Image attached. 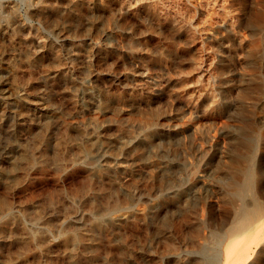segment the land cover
Segmentation results:
<instances>
[{
    "label": "rangeland",
    "instance_id": "obj_1",
    "mask_svg": "<svg viewBox=\"0 0 264 264\" xmlns=\"http://www.w3.org/2000/svg\"><path fill=\"white\" fill-rule=\"evenodd\" d=\"M29 4L30 0H0V6H16L19 16L33 31L31 34L26 29L21 31L20 36L27 38L24 44L0 35V79L10 77L12 72L5 69L4 63L14 61L19 79L30 82L35 92L44 93L51 113L43 114L31 106L23 107L18 113L12 104L0 106V173L11 172L20 164L38 138L46 136L50 140L58 136L60 131L56 130V125L60 124H66L65 134L71 144L91 145L93 151L82 158L78 157L75 146H71L65 159L79 160L73 165L65 162L68 164L65 169L57 171L50 162L54 154L49 149V163L40 171L33 169L19 189L8 191L0 184V203L19 211L23 223L30 226L35 209V212L40 210L49 201L57 202V206H66L69 208L66 211H72L67 212L68 220L74 223L75 226L71 223L73 229L81 228V232L87 230L90 223L91 209L85 201L89 190L99 187L96 191L101 190V194L113 193L116 187L115 198L122 208L112 216L141 211V219L132 224L134 227L106 224L103 232L95 230L100 239L94 263L103 264L102 256H109V264H118L119 256H123V264H179L185 256L186 241L182 233L173 232L176 251L168 248L164 235L167 204L172 203L166 198L167 185L181 181L194 163L201 168H215L216 160L210 158L212 155H201L195 139L208 129L212 115L206 110L217 88H223V95L230 84L253 89L248 95L232 91L229 111L233 116L225 118L217 129L249 138L255 148L247 151L238 147V151L248 157L255 174H264V0L86 1L83 17H87V22L85 18H81V22L87 26L95 22L99 30L84 32L76 28L65 39L31 16ZM256 13L263 16L258 29L253 26ZM37 39L42 48L35 45ZM20 50L31 52V57L39 59L30 71ZM67 81L75 86L63 89ZM203 110L205 123L200 127L198 116ZM45 127L49 128L47 133ZM90 165L109 169L100 177L89 175ZM255 176L253 194L264 208V175ZM180 204L173 202L174 212L183 207L184 203ZM60 211L58 215L63 214ZM222 213L223 210L215 207L206 208L210 227L219 222ZM142 215L146 219L143 220ZM75 218L81 219L75 221ZM191 220L188 227L193 224ZM15 231L0 236L1 261L19 258L32 264V246L20 255L19 251L16 253L18 244L8 243L9 236L20 237ZM55 233L49 235L55 243L52 252L56 250L57 255L52 253L50 260L51 263L54 260L52 264H65L66 259L58 256L61 252L58 253ZM133 256L153 258L151 262L135 257V261Z\"/></svg>",
    "mask_w": 264,
    "mask_h": 264
},
{
    "label": "bare ground",
    "instance_id": "obj_2",
    "mask_svg": "<svg viewBox=\"0 0 264 264\" xmlns=\"http://www.w3.org/2000/svg\"><path fill=\"white\" fill-rule=\"evenodd\" d=\"M86 1L92 2V0H86ZM86 1L30 0L29 14L34 18L43 21L48 28L53 29L56 32V34L58 36H61L63 39L67 38V34L71 33V31H73L76 28L78 29L80 28L84 32L85 31L97 32V30H99L100 27L98 28L95 25V22L89 23L88 26L84 25L85 22H87L86 20L87 17L86 18L83 17L85 16V12H83V9L85 7H83V5L84 3H86ZM128 7L129 5L127 6V8ZM17 10L18 9L16 6H0V35L9 38L12 41L18 40L19 42H23L24 44L27 41V38L26 37L22 38L20 36L21 31L26 29L28 31V34H31L33 31L31 32V29L28 28L24 19H22L19 16L20 13L18 14ZM87 14L90 15L89 13ZM81 18H85L84 24L82 23L83 21L81 22ZM262 21H263V16L261 17L259 13H256L253 17V26L256 29H258L261 26ZM25 34H27V32ZM35 45L38 48L43 47V45L40 44L39 40L38 42H36ZM11 50L13 51V49ZM29 53L30 54H28L24 50H20L22 59L25 58L23 61H25L26 68L27 70L29 69L30 71L31 68H33L35 64L39 62V59L38 57H31L33 54H31V52ZM48 57L50 58V56ZM55 60L58 62L57 58ZM9 61L7 60V62L4 63V66L5 69H9L12 72V74L8 79H4V80L0 79V106L6 107L7 105L12 104L18 109V113H20V110L26 106L28 107L31 106L32 108L39 110L43 114L51 113L49 106L46 104V98L43 95L44 93L41 94L35 92L33 90V87L29 85L30 82L28 83L26 80L19 79L16 71L17 67L13 63L14 61L13 62H9ZM52 74H50V76ZM218 85H220V83ZM69 86L74 87L75 85L71 81H67L63 84L62 88L67 89ZM226 87H227V91L225 92L224 95H223V88H217L216 94H214L209 104V109L206 110L212 115L211 120L210 121L208 120L209 121L208 129L204 130L203 133H201V135H199V137L195 139L196 141L195 144L198 152L203 156L212 155L210 158H214L216 160L215 161L216 165H214L213 163L215 168H213L212 170L211 168L210 169L201 168L200 167L201 165L198 166L194 163L195 166L193 165L194 167L190 169L191 171L188 170L187 172L188 174L183 179H181V181L177 180L178 181L177 184L172 181L171 183L169 182V184L167 185L168 193L167 192L166 193L168 197L166 196V198L171 200L172 203L169 202L167 204V209H166L167 216L164 221V227L166 232L164 233V235L167 240L166 243L168 248L172 249V251H176L177 250L176 245L174 244L173 241V232L178 231L182 233L183 235L182 238H184L185 239L184 241H186L183 246L185 256L184 259L181 262H179V264H264V208L262 207L261 200L259 199L260 200L259 201L253 194L255 188V177H256L255 175L259 176L260 174V176L262 177L264 174L263 172H260L259 174L258 173L255 174L253 167L249 162L248 157L247 156L245 157V155H242V153H239L238 151V147H243L247 149V151L253 150L254 146L249 138L238 136L237 133H231V132L229 133L227 131L223 132L221 131V129L220 131L217 129L220 127L221 124H223L225 118L233 116V114H231V112L229 111V106H230L229 96H231L232 91L238 90L236 92L240 93L241 95H248V93H251L253 89H249V88L247 89L243 87L238 88V86L235 87L234 84L227 85ZM204 112H205L204 110L201 112V114L199 112L200 115L198 116V121H200L201 123L200 125H202L200 127H203L205 123ZM56 126H57L56 130L60 131V134L58 136L52 137L51 138L52 140L51 139L47 140L46 136H42L40 138L37 137L38 139L33 142L31 146V150L26 151L25 158L22 162H20V164H17L14 167L10 165L11 167H13V169L11 170V172L8 171L9 173L8 172L5 174L0 173V184L3 185V187L4 186L6 187L4 189H7L8 191H12L20 187L21 184L27 180L28 175L33 169L37 168L39 171L40 169L41 170L44 169L46 165L49 163V160L51 159L52 161L50 162L53 164V167H55L57 171H62L65 169L66 165H68L65 164V162L66 163L68 162L72 165L75 164L76 161L79 160V158H75V159L70 158L69 161L65 159L66 156L71 151V146L73 145L75 146L74 148L76 149L79 155L78 157L86 158L89 155H91V152L93 151V147L91 145H89L90 147H83L79 143L71 144V142L68 141L65 134L66 124H60L59 126L58 125ZM44 129H45V133L49 131L48 127H45ZM49 149H51L54 154V157L51 159L48 158V156H50L48 155ZM200 154L198 156H200ZM198 156L196 159L199 160L200 157ZM107 169L109 168H106L105 166L93 165L88 169L87 172L89 173V175L97 174L100 177V175L106 173ZM89 181L95 182V180L93 179H89ZM257 181L259 182V180ZM110 182L115 183V181L113 182L110 181ZM165 184L164 186H166ZM115 188L113 189L115 190ZM97 189H99V187ZM96 190L94 191L89 190V193L86 194L87 197L85 201L87 202L89 208L91 209V213H90L91 216L89 219L90 223L87 222L89 224L88 229L84 230L85 232L82 230L81 232H79L81 228L78 231L73 229L75 228L72 226V224L74 225V223L71 222L72 223L71 224L69 222L68 220L69 217L67 215V212L71 214L72 211L71 212L66 211L67 209H69L66 206L65 207L57 206L56 205L57 202L54 203L53 201H49L46 204H44V207L39 206L40 210L35 212V210H37L35 209L34 210L35 214H33L35 216L33 217V222L30 226H27L23 223L22 217L18 214L19 211H15V210L12 211V208H10L8 204L0 203V236L3 234L5 235L8 234L7 231L17 230L20 233L19 235L20 237L17 236L18 233H15L16 231L14 233L19 238H15L14 236H9V235L8 238L7 236L9 244H14V243L18 244V249L16 250V253L18 251L19 254L23 253L27 251L30 248V246H32L34 248L33 250L34 252L32 253L31 256L32 264H52L54 260L51 263L50 259L51 256L53 255L52 253L56 252V250L52 252L53 247H55V243L53 242V238L50 236L51 235L50 232L54 231L57 233L55 234L57 235L58 244L56 245L58 246L57 248L59 250L58 253L61 252L58 256L60 257L61 255L63 256L62 258L66 259L65 264H95L94 262L96 261L98 255L97 244L100 239V236H98L99 239L97 238V233L95 232V230L96 231L98 230V232L99 231L103 232L106 227V224L115 225V227L116 225L117 227L120 225L126 226L127 224L134 225L137 221H139V219H141L140 216L141 214H139V212L141 211L139 210H138L139 212L137 211L138 213L130 212L131 214L126 216L123 215L122 217L112 216V214L120 210L121 207L119 202L115 198V193L117 191L114 193L113 190L112 191L113 193L109 192V193L101 194V190L98 191ZM85 191H87V189ZM99 195H101V197L100 199L97 200L96 196L98 197ZM96 200L97 201L100 200V202H97ZM125 200L126 199H123L122 201L125 202ZM122 201L120 202L124 204ZM181 201L184 203L182 205L183 207L181 206L182 208L177 213H176L177 210L174 212V207L172 205L173 202H179L180 204ZM148 203L150 202L148 201ZM207 207H211L213 209L215 207L218 210H223L224 212L222 213L224 214L223 217H221V219H218L219 221L218 223L215 222H214L215 224L212 223L213 227L209 226L210 224L207 219L208 217L206 218ZM16 210H18V208ZM24 210H22L21 213L24 214ZM60 210L63 212V214L60 213L58 215V211ZM25 212H27V209ZM76 219L77 218H75V221ZM142 219L144 220L146 218H144V216L142 215ZM189 220L193 221V224L192 225L190 224L188 227L187 225L189 223ZM88 224L85 225L84 223L85 226H87ZM133 225L132 227H134ZM184 228H186L187 230H185ZM219 238H222V240L219 241L218 240ZM15 246L17 245L15 244ZM54 255H57V252L54 253ZM102 257L104 259L103 264H109L108 263L109 256H102ZM135 257L136 258L142 257L140 259H142L143 261H148L153 258L152 256H133V259H136ZM6 259L8 260V258ZM54 259L57 258L54 257ZM119 259H120L119 263L118 262L116 263L121 264L123 262V256H119ZM2 260L3 261H1L0 259L1 261L0 264L31 263L30 261L29 263H27V261H21L19 260V258L13 261L9 260L5 262H4L5 259ZM135 261H137V259Z\"/></svg>",
    "mask_w": 264,
    "mask_h": 264
}]
</instances>
